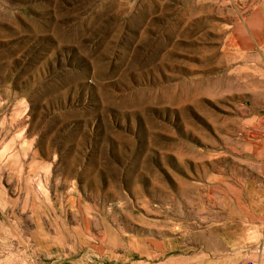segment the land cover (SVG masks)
<instances>
[{
	"label": "rangeland",
	"instance_id": "374dc122",
	"mask_svg": "<svg viewBox=\"0 0 264 264\" xmlns=\"http://www.w3.org/2000/svg\"><path fill=\"white\" fill-rule=\"evenodd\" d=\"M263 157L264 0H0V264H264Z\"/></svg>",
	"mask_w": 264,
	"mask_h": 264
},
{
	"label": "crops",
	"instance_id": "0c3cea01",
	"mask_svg": "<svg viewBox=\"0 0 264 264\" xmlns=\"http://www.w3.org/2000/svg\"><path fill=\"white\" fill-rule=\"evenodd\" d=\"M261 164H264V157L263 159L261 160ZM247 211V210H246ZM229 216H226L225 217V220L223 219H220V222L218 223H214L215 226H217L218 228H216V230H222L221 228H226V229H235V228H239L240 230H250V224L251 222L248 221L247 219L245 220H239V217H236L234 215H230L228 214ZM227 221L230 223L231 227L227 228L228 226V223ZM209 224H207L206 227H208ZM259 225V224H258ZM210 226V225H209ZM257 229H259V227H256ZM262 228V227H261ZM260 228V230H261ZM207 229V228H206ZM221 250L218 251L217 253H213V254H210V256L208 255L209 259H216V258H219L221 257V259H224L223 261H231V255L228 254V253H224V255H220L221 253Z\"/></svg>",
	"mask_w": 264,
	"mask_h": 264
},
{
	"label": "built area",
	"instance_id": "2783aa9c",
	"mask_svg": "<svg viewBox=\"0 0 264 264\" xmlns=\"http://www.w3.org/2000/svg\"><path fill=\"white\" fill-rule=\"evenodd\" d=\"M252 262L250 261L249 264H251Z\"/></svg>",
	"mask_w": 264,
	"mask_h": 264
}]
</instances>
